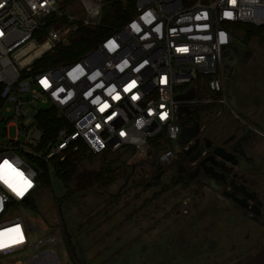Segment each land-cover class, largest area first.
<instances>
[{
    "label": "built area",
    "instance_id": "obj_1",
    "mask_svg": "<svg viewBox=\"0 0 264 264\" xmlns=\"http://www.w3.org/2000/svg\"><path fill=\"white\" fill-rule=\"evenodd\" d=\"M116 3L130 17L107 29L105 9ZM237 25L264 28V0H0V123L16 129L0 139V257L26 251L36 232L31 250L45 248L15 264H58L55 238L27 215L39 163L62 161L82 144L88 155L131 149L134 158L168 166L177 155L168 146L154 154L150 141L180 138L181 106L236 116L223 56L234 48ZM101 29L109 33L87 36L77 59L39 66L82 31ZM192 89L193 100H176ZM35 103L66 124L46 144L37 116L24 124L23 108Z\"/></svg>",
    "mask_w": 264,
    "mask_h": 264
},
{
    "label": "flooded vegetation",
    "instance_id": "obj_2",
    "mask_svg": "<svg viewBox=\"0 0 264 264\" xmlns=\"http://www.w3.org/2000/svg\"><path fill=\"white\" fill-rule=\"evenodd\" d=\"M231 50L236 63L230 74L256 60L252 52L243 48ZM229 56L227 52L223 58ZM259 65L262 64L248 67L249 79L257 82L256 90L240 92L241 100L233 96L237 104L235 112L240 102L243 103L241 115L218 116L216 111L197 121L189 119L194 111L191 110L184 119L185 123L190 122L186 127L198 123L201 129L198 148L187 154L194 145L192 140L184 145L183 155H177L175 161H180L181 172L178 166H172L175 161L161 166L153 159L137 164L134 176L120 193L126 178L116 191L99 193L100 203L93 211L103 212V227L126 233L129 226L136 232L133 241L120 239L123 242V245L118 242L120 252L112 251L99 264H111L112 256L122 259L119 264H128L133 258L135 264L182 263L184 259L194 258L197 249L205 247L207 240L217 235V245L211 249L214 253L222 242L224 217L226 222L229 218L231 234L239 218L258 228L256 234L264 233V72ZM206 140L210 141L209 145ZM145 167L153 169L152 174ZM137 169L141 171L139 175ZM250 238L247 233L245 239ZM103 243L108 250L115 245L112 241L99 244ZM212 252L198 255L214 259L212 262L218 264L219 256L216 258ZM67 253L73 264H94L86 260L79 242L67 246Z\"/></svg>",
    "mask_w": 264,
    "mask_h": 264
},
{
    "label": "rangeland",
    "instance_id": "obj_3",
    "mask_svg": "<svg viewBox=\"0 0 264 264\" xmlns=\"http://www.w3.org/2000/svg\"><path fill=\"white\" fill-rule=\"evenodd\" d=\"M77 15H81V12L77 13ZM240 40L241 36L238 33L236 34V37L234 39L233 46L236 48H243L247 51L252 52L253 56L256 57V60L253 61V63L250 62L246 66V68L241 67L234 70L229 75L227 81H225V90L226 93L229 92L228 95L234 97L237 96V98L241 100L243 97L240 92H248L253 88L255 90L257 88V82H255V80H252V78L249 79L250 75L248 67L250 66V64L257 65V63H261L262 65L259 66L264 72V41L254 39L249 42L248 45L243 46V43ZM227 73L228 70H224V77L227 75ZM240 104L239 109L236 110V113L239 115H241V110L243 107L242 101L240 102ZM50 109L51 106H47L41 103H35L25 106L23 108L25 126L29 127L30 125L35 123V117L37 116L39 110L45 111ZM5 123L9 124L10 122L0 123V139H5L8 136L10 138H14L16 136V129L14 127L8 128ZM184 145L185 144L181 141L180 138L177 140L168 141L169 149L174 154L179 156L183 155L181 153ZM118 155H122L121 158L122 160L126 161L127 165L133 166L142 162H146V160L142 158L132 157L131 153L128 154L126 152H119L117 154L108 155L106 159L102 156H93L90 159L89 163H87V168L91 170L100 169L103 163L108 162ZM145 170H147V173L150 174H152L153 172V169H147V167H145ZM128 172L129 174H131L132 169L130 168ZM140 172L141 171L137 169L136 175H139ZM124 180L125 179H122L118 184L113 186L110 191H116L121 183L124 182ZM51 181L54 183L55 193L52 187H46L45 189L41 190V192L39 191V195L35 204L36 209L35 211H33L29 206L27 215L30 219L37 220L38 223H40L39 228L43 227L45 229V235L55 238L56 244H51L50 247L51 249L56 250V261L58 262V264H73L72 261L69 260L67 246L69 247L71 246V244H76V242H79V244L82 246L85 253L84 257L86 258V260H88V262L93 261L94 264H99L105 258L109 257L112 251L116 250V253L118 254V248L123 243L120 239L124 241H133L135 239L136 232L134 227L128 226V230L126 231L127 234L119 231H109L110 227L108 226L103 227L101 222V220L103 219V212L101 211L99 214H96V211H93L96 205L100 203L99 193L90 192L85 195H81L79 197H75L73 199L62 202L63 197L66 194L65 187L57 178L54 172L51 175ZM239 219L240 220H238L235 232L231 234L230 230L232 228L230 227V223H228L229 218L226 222V218L224 217L222 232L223 238L222 242L219 243V250L214 251V253L212 252L213 250H211L217 245V235H213L211 237V240H207V242L205 243V247L197 249V253L194 258L184 259V262L182 263L175 262L172 264H214L212 262L214 259L210 260L208 258H204L202 257V255H198L199 252L206 253V256L209 253L211 254V252L212 254H215L214 256L216 258L217 256H219L218 264H239L254 256L264 246V233L256 234L258 228L256 229L249 222L243 221L241 218ZM247 233L251 236L250 240L248 241L245 239ZM37 237L38 235L36 232H31L29 234L30 247L26 251L16 254L13 257H0V264H15L14 261L18 259H21L25 262V260H27L30 256H37L39 252L45 248L44 246L34 251L31 250V246L35 243V241H37ZM103 241L115 242L113 249H106L105 247L107 246V244H99ZM118 242H121V244H119ZM233 246L236 247L235 251L232 250ZM189 256L192 257L193 255L190 254ZM113 257L115 256H112L109 259V261H111V264H119V260H122ZM81 258L83 257L81 256ZM188 260L192 261L188 262ZM128 264H135V258L129 260ZM159 264L163 263L161 262Z\"/></svg>",
    "mask_w": 264,
    "mask_h": 264
},
{
    "label": "trees",
    "instance_id": "obj_4",
    "mask_svg": "<svg viewBox=\"0 0 264 264\" xmlns=\"http://www.w3.org/2000/svg\"><path fill=\"white\" fill-rule=\"evenodd\" d=\"M129 17V13L123 10V6L116 3L105 9L103 23L105 28L108 29L110 27L111 29L118 27ZM236 29L237 34L239 33L241 36L240 41L243 43V46L248 45L249 42L254 39L264 41V28H256L248 25H237ZM107 33H109V30L103 29L95 32L88 30L82 31L81 34L71 39V46L61 48L56 54L44 57L40 63L41 65L39 66L46 67L49 65H61L77 59L89 45V39L87 36L89 37L94 34V38H97V36L103 37ZM215 112V106H200L194 109L192 112L193 115L189 119L191 120V118H193L194 120L202 121L204 118L210 117ZM36 118L38 125L44 130L43 144L54 140L56 138L57 132L66 125L64 120L59 117L58 112L54 109L45 111L42 110L39 112ZM189 123V121L185 123L183 120L181 124L186 127V124ZM161 139L162 137H158L150 141L151 151L154 154L168 146V142L162 144ZM119 152H126L128 154L131 153V156L133 155V151L131 149H123L117 153ZM117 153H105L103 155L96 156H102L106 159L108 155ZM92 157L93 155H88L86 148L81 144L76 151H67L65 153L64 160L62 161L57 159L50 161L49 164L39 163L38 188L34 198L31 202H29L28 207L30 206V208L35 211V204L39 195V191L41 192V190L45 189L46 187H52V174L50 172L51 166L53 172L56 174L57 178L61 181L66 189V194L63 197L62 202L90 192H106L118 184L122 179H125L129 175V169H132L131 165H127L126 161L122 160V155H118L108 162L103 163L100 169L91 170L87 168V163H89Z\"/></svg>",
    "mask_w": 264,
    "mask_h": 264
},
{
    "label": "water",
    "instance_id": "obj_5",
    "mask_svg": "<svg viewBox=\"0 0 264 264\" xmlns=\"http://www.w3.org/2000/svg\"><path fill=\"white\" fill-rule=\"evenodd\" d=\"M230 53V56L228 58H223V68L224 70L228 69L227 75L224 77V80L227 81L230 72L233 70L235 63H236V56H234V53L232 50H228ZM233 59V60H231ZM195 98V91L192 89L190 92L186 95L178 96L176 97V100L178 101H190ZM230 104L233 109L237 108L236 99L231 97L230 98ZM191 109L186 106H181L179 108V118L180 120L186 119L191 114ZM200 125L198 123H195L192 126L184 127L181 131L180 139L184 144H189L192 140H194V145L190 147V149L187 151V154H191L193 151H195L198 148V145L200 143V139L198 138L200 133ZM210 141L206 140V145H209ZM152 154L149 153V156ZM198 153L196 154V156ZM195 157H192L194 159ZM172 166H178L181 172L182 165L180 164V161L177 160L172 163ZM137 165L132 166V172L126 177L125 184L120 188L119 193L122 191L123 187L128 183L129 179L134 176L135 170ZM239 264H264V246L250 259L239 263Z\"/></svg>",
    "mask_w": 264,
    "mask_h": 264
},
{
    "label": "snow or ice",
    "instance_id": "obj_6",
    "mask_svg": "<svg viewBox=\"0 0 264 264\" xmlns=\"http://www.w3.org/2000/svg\"><path fill=\"white\" fill-rule=\"evenodd\" d=\"M11 186V185H10ZM14 191H15V189H13ZM17 194L19 195V194H22L21 192H17Z\"/></svg>",
    "mask_w": 264,
    "mask_h": 264
}]
</instances>
